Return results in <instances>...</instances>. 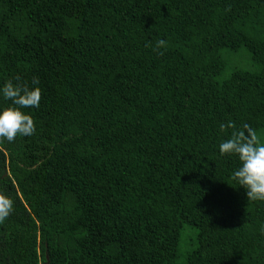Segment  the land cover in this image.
<instances>
[{"label": "trees", "instance_id": "1", "mask_svg": "<svg viewBox=\"0 0 264 264\" xmlns=\"http://www.w3.org/2000/svg\"><path fill=\"white\" fill-rule=\"evenodd\" d=\"M9 80L41 100L0 139V264H264L219 151L229 121L264 143V0H0Z\"/></svg>", "mask_w": 264, "mask_h": 264}, {"label": "clouds", "instance_id": "2", "mask_svg": "<svg viewBox=\"0 0 264 264\" xmlns=\"http://www.w3.org/2000/svg\"><path fill=\"white\" fill-rule=\"evenodd\" d=\"M166 41L156 42L154 50L165 49ZM162 55L163 52H160ZM19 80V77H16ZM35 83L39 80L36 78ZM5 100L12 105L0 111V139L13 142L17 136L30 137L35 133V122L22 109L38 108L41 100L39 87L29 88L27 84H14L12 80L0 89ZM220 131L231 129L229 139L219 145L221 155H236L241 166L232 174V179L246 189L248 201H264V143L248 124L237 129L231 121L221 123ZM13 210V201L0 193V224H3ZM264 232V229H261Z\"/></svg>", "mask_w": 264, "mask_h": 264}, {"label": "rangeland", "instance_id": "3", "mask_svg": "<svg viewBox=\"0 0 264 264\" xmlns=\"http://www.w3.org/2000/svg\"><path fill=\"white\" fill-rule=\"evenodd\" d=\"M236 59L240 58V53L235 56Z\"/></svg>", "mask_w": 264, "mask_h": 264}]
</instances>
